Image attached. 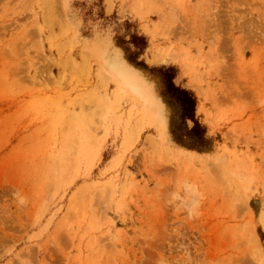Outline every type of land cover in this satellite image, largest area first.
I'll use <instances>...</instances> for the list:
<instances>
[{
    "label": "rangeland",
    "instance_id": "obj_1",
    "mask_svg": "<svg viewBox=\"0 0 264 264\" xmlns=\"http://www.w3.org/2000/svg\"><path fill=\"white\" fill-rule=\"evenodd\" d=\"M0 264H264V0H0Z\"/></svg>",
    "mask_w": 264,
    "mask_h": 264
},
{
    "label": "trees",
    "instance_id": "obj_2",
    "mask_svg": "<svg viewBox=\"0 0 264 264\" xmlns=\"http://www.w3.org/2000/svg\"><path fill=\"white\" fill-rule=\"evenodd\" d=\"M132 42L138 44L142 49L147 47V39L144 35L133 34ZM170 92L177 98L181 104V117L186 123L188 119L194 122V127L192 129V134L199 136L204 132V129L196 117V105L197 98L195 94L186 88L174 85H170Z\"/></svg>",
    "mask_w": 264,
    "mask_h": 264
}]
</instances>
